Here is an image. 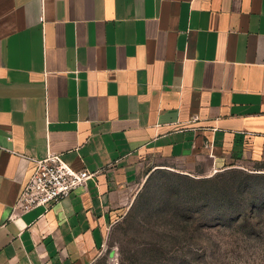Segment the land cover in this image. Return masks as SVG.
<instances>
[{
  "label": "crops",
  "instance_id": "obj_1",
  "mask_svg": "<svg viewBox=\"0 0 264 264\" xmlns=\"http://www.w3.org/2000/svg\"><path fill=\"white\" fill-rule=\"evenodd\" d=\"M49 151L95 176L14 212ZM264 167V0H0V264H93L153 172Z\"/></svg>",
  "mask_w": 264,
  "mask_h": 264
},
{
  "label": "rangeland",
  "instance_id": "obj_2",
  "mask_svg": "<svg viewBox=\"0 0 264 264\" xmlns=\"http://www.w3.org/2000/svg\"><path fill=\"white\" fill-rule=\"evenodd\" d=\"M93 264H264V167L153 171Z\"/></svg>",
  "mask_w": 264,
  "mask_h": 264
},
{
  "label": "built area",
  "instance_id": "obj_3",
  "mask_svg": "<svg viewBox=\"0 0 264 264\" xmlns=\"http://www.w3.org/2000/svg\"><path fill=\"white\" fill-rule=\"evenodd\" d=\"M31 160L35 162V170L14 205V212L17 213L37 207L47 208L66 199L78 187L86 186L87 181L96 174L86 168H72L60 154L51 151L44 159Z\"/></svg>",
  "mask_w": 264,
  "mask_h": 264
},
{
  "label": "trees",
  "instance_id": "obj_4",
  "mask_svg": "<svg viewBox=\"0 0 264 264\" xmlns=\"http://www.w3.org/2000/svg\"><path fill=\"white\" fill-rule=\"evenodd\" d=\"M144 198H145V195H144V193H142V194L139 196V199H140L139 203H140V204H142V201L144 200Z\"/></svg>",
  "mask_w": 264,
  "mask_h": 264
}]
</instances>
